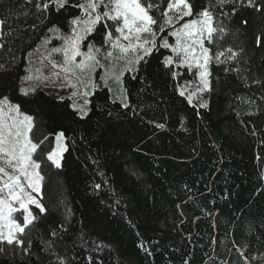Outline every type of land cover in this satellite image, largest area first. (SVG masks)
I'll return each mask as SVG.
<instances>
[{
  "label": "trees",
  "instance_id": "16d2710c",
  "mask_svg": "<svg viewBox=\"0 0 264 264\" xmlns=\"http://www.w3.org/2000/svg\"><path fill=\"white\" fill-rule=\"evenodd\" d=\"M80 2L38 11L37 0H0V100L32 117L45 208L31 207L24 245H0V264H264V46L256 44L264 0L253 7L189 0L193 16L180 24L208 9L224 28L217 43L205 41L213 57L207 90L197 91V69L159 46L175 45L173 29L153 25L157 47L131 71L121 69L120 93L96 81L86 98L59 94L48 82L49 59L60 56L51 49L62 47L57 37L70 34ZM151 14L162 23L159 11ZM103 30L82 49L101 47ZM229 47L238 59L218 63L214 56ZM58 133L64 151L56 167L47 157Z\"/></svg>",
  "mask_w": 264,
  "mask_h": 264
},
{
  "label": "snow or ice",
  "instance_id": "6c2138e0",
  "mask_svg": "<svg viewBox=\"0 0 264 264\" xmlns=\"http://www.w3.org/2000/svg\"><path fill=\"white\" fill-rule=\"evenodd\" d=\"M225 2L226 0H218L220 4ZM234 2L243 3V0H234ZM68 3L69 0H45L41 4L37 0L36 8L38 11H47L50 4H55L60 9ZM254 4L255 0H247L248 7H253ZM73 6L80 9V16L71 20L72 27L69 35H58L57 38L63 40L62 47L51 49V53H62L63 61L57 63L49 59L51 67L59 69V72H63L66 77L76 76L77 69L84 72L86 69L94 68L99 64L97 54L111 60L114 57L113 50L116 49H119L121 54L117 58L123 59L125 69L131 71V65L139 64L151 54L153 48L157 47V31L153 29V25H158L160 32H164L166 27L173 29L169 35L176 38L175 45L163 40L159 46L170 48L176 55L179 66H187L189 71L193 68L198 70L194 74L198 75L203 88L197 89V91L208 89V65L213 57L210 56L209 49L205 47V41L217 43L216 35L224 32L223 27L217 28L213 24V17L208 9L199 12L197 18L180 24V21L185 17L193 16L189 0H166V7L163 8L153 0H147V3L144 0H82ZM153 9L160 12L162 23L151 14ZM256 10L264 9L256 8ZM0 23L3 22L0 21ZM101 24L104 29L101 33L103 45L97 47L94 43H90L88 51L82 54L81 43L97 31ZM177 24H180L178 28ZM50 30L59 32L55 27ZM124 41L127 43H122ZM256 44L257 47L264 46V36H257ZM105 46L111 50L101 52V48ZM82 55L84 58L77 61V57ZM238 56L239 53L229 47L224 51H218L214 59L218 63H224L225 61H222L221 57H225L226 61H231L238 59ZM172 63V58H165L166 67ZM53 75H58V73L54 72ZM77 79H79L78 76ZM70 86L76 87L75 84H70ZM24 94L28 93L24 92ZM83 94L89 95L87 91ZM180 95L183 96L184 91H181ZM187 99L191 103L192 95H189ZM84 103L87 104L88 101L85 100ZM124 106L127 107L126 104ZM204 106L206 105H201V107ZM5 110L7 113H15V115H9L7 121L0 119V185H2L0 186V245L6 243L7 245L21 246L25 244L26 229L33 224L35 219L29 206L34 205L41 213L45 211L38 200L26 191V188L30 189L37 195L40 192L41 177L40 173L36 171L40 168V164L33 159V154L37 151L39 144L33 142L29 135L33 126L32 117L24 115L20 119V109L16 105L9 104L7 100H0V116L5 113ZM81 112L86 114L83 108H81ZM63 136V133L56 135L58 148H61L59 142ZM59 156V151H53L48 154L47 158L56 167H59ZM14 205H18V209ZM18 210H22V220L13 216V213ZM3 250L0 248V251ZM241 256H244L242 251ZM251 259L254 260L256 257H251ZM261 259L264 260V257ZM244 264H249L247 258H245Z\"/></svg>",
  "mask_w": 264,
  "mask_h": 264
},
{
  "label": "rangeland",
  "instance_id": "374dc122",
  "mask_svg": "<svg viewBox=\"0 0 264 264\" xmlns=\"http://www.w3.org/2000/svg\"><path fill=\"white\" fill-rule=\"evenodd\" d=\"M0 26H1V23H0ZM122 43L126 44L127 42L124 41ZM80 50H81L82 54L86 53L88 51V49H82V47ZM108 50H111V49L106 47L104 50H101V52H106ZM33 51L35 52L36 49L33 48ZM113 52H114V57L111 60L105 59L103 55L97 54V59L99 60V64H97L94 68L86 69L84 72H80L79 69H77V75L76 76L66 77L63 72H59V69H53L52 68L53 72H52L48 82L50 83V85L53 88H56V91L59 94H63V95H66V94L72 95L74 93L75 94L77 93L80 97L86 98V96L83 93L85 91L88 92L91 88V85L96 81L108 82L109 84L112 85V87L114 89H116V91L118 93H120V75H121V69L125 67V62L123 59L117 58V57H120V55H121L119 52V49L113 50ZM59 55L60 56H59L58 60H56L55 62L62 63L63 54L59 53ZM32 57L35 58L34 56H32ZM174 57H175V61L179 62L175 54H174ZM83 58H84L83 55L80 57H77V61H79ZM35 69H36V67L34 66V64H31L29 69H28V74L26 77L27 84H30L33 82V77H34L33 72ZM54 72L58 73V75H53ZM77 76L79 77V79H77ZM70 84H75L76 87H71ZM45 87H49V86L45 85ZM71 98L75 99L74 97H71ZM9 115H15V113L9 114V113L5 112L2 116H0V119L7 121V118ZM23 116L24 115L20 112L19 118L22 119ZM59 144L61 145V148H58V142H57L56 136H55V144H54V148L52 149L51 152L59 151L60 152L59 161H60L62 153L64 151V138L59 142ZM36 171H38V169ZM21 179L23 180V178H21ZM0 186H2V185H0ZM40 188H41V184H40ZM26 191H28L37 200H38V197L41 195L40 192H39V195H37L36 193H32L31 190L27 189V188H26ZM32 206H34V205L29 206L30 211H32V209H31ZM14 207H16L18 209V205H14ZM21 211L22 210H18L17 212H14L13 216L14 217L20 216L21 213L19 214L18 212H21ZM18 222H19V220H18Z\"/></svg>",
  "mask_w": 264,
  "mask_h": 264
}]
</instances>
